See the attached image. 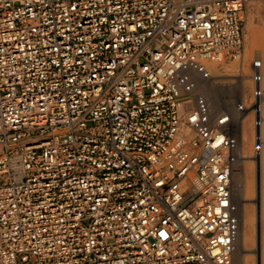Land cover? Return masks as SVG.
<instances>
[{
	"label": "built area",
	"instance_id": "1",
	"mask_svg": "<svg viewBox=\"0 0 264 264\" xmlns=\"http://www.w3.org/2000/svg\"><path fill=\"white\" fill-rule=\"evenodd\" d=\"M252 1L0 0V264H238L230 115L192 72L242 58Z\"/></svg>",
	"mask_w": 264,
	"mask_h": 264
},
{
	"label": "bare ground",
	"instance_id": "2",
	"mask_svg": "<svg viewBox=\"0 0 264 264\" xmlns=\"http://www.w3.org/2000/svg\"><path fill=\"white\" fill-rule=\"evenodd\" d=\"M250 3L256 11L260 24H254L252 15L246 17L245 39L248 47L244 57L240 61L233 62L231 67L223 62L208 63L209 75L205 78L193 72L192 74L197 79L196 91L205 96L210 114L215 115L223 111L230 115L232 141L237 147V157L232 169V192L236 214L239 217L235 245L237 263L264 264L262 229V222H264V57L261 52L264 48V15L261 14L263 7L260 4H256V1ZM254 58L261 61L260 88L263 90V94L256 100L260 106V112L256 115L259 126L256 128L253 125L254 113L250 107L254 101L252 95L254 84L250 76L251 61ZM228 71H231L230 73L235 77L233 80L219 79L224 72ZM250 204L256 208V212L252 211ZM255 223H257V241L255 246L250 248Z\"/></svg>",
	"mask_w": 264,
	"mask_h": 264
},
{
	"label": "rangeland",
	"instance_id": "3",
	"mask_svg": "<svg viewBox=\"0 0 264 264\" xmlns=\"http://www.w3.org/2000/svg\"><path fill=\"white\" fill-rule=\"evenodd\" d=\"M260 4L262 7H263V9H262V12H261V14L262 15H264V6H263V4H261L260 2H258V1H256V4ZM252 8H251V7ZM254 7H253V5L251 4V3H248L247 4V6L245 7V9H244V11H243V18H244V22H243V34H244V51H243V56L242 57H244V54H246V52H247V42H246V39H245V34H246V28H245V25H246V17L248 16V15H252V19H253V21H254V24H260V22H259V20H258V18L256 17V11H255V9H253ZM248 10V11H247ZM251 13V14H250ZM255 13V14H254ZM261 52H262V56L264 57V48L261 50ZM242 59V58H241ZM240 59V60H241ZM239 60V61H240ZM233 62L235 63V60H228V61H225V62H223L224 64H226V66H229V67H231L232 65H233ZM229 73L231 72V71H228ZM228 72H224L223 73V76H221V77H219V79H225V81H231V80H233V78H235L234 76H232V73H228ZM228 73V74H227ZM226 75V76H225ZM246 92L248 93V89L246 88ZM251 107V106H250ZM253 165V164H252ZM251 171H252V169H251ZM254 183H255V177H254ZM251 202V201H250ZM250 208L252 209V211H254L255 210V212H256V208L252 205V204H250ZM254 208V209H253ZM263 221H264V219H263ZM255 230H254V233H253V242H252V244H250V248H253L255 245L254 244H256V241H257V223H255V228H254ZM262 229H263V232H264V222H262ZM255 233H256V235H255ZM252 259H253V257H252Z\"/></svg>",
	"mask_w": 264,
	"mask_h": 264
},
{
	"label": "water",
	"instance_id": "4",
	"mask_svg": "<svg viewBox=\"0 0 264 264\" xmlns=\"http://www.w3.org/2000/svg\"><path fill=\"white\" fill-rule=\"evenodd\" d=\"M259 239V238H258Z\"/></svg>",
	"mask_w": 264,
	"mask_h": 264
}]
</instances>
